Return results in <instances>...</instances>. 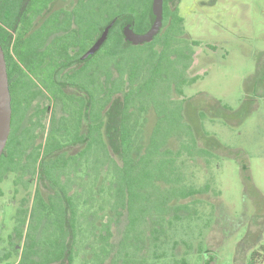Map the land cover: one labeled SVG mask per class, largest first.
Masks as SVG:
<instances>
[{"label": "trees", "instance_id": "16d2710c", "mask_svg": "<svg viewBox=\"0 0 264 264\" xmlns=\"http://www.w3.org/2000/svg\"><path fill=\"white\" fill-rule=\"evenodd\" d=\"M62 1L0 0L12 96L0 197L9 175L15 194L19 187L28 192L6 240L0 227V264L15 256L14 264H190L192 238H202L221 213L211 205L201 225L204 198L222 197L219 158L203 144L209 134H196L184 119V89L202 76V43L187 34L181 0H164L159 34L138 46L123 31L151 29L153 0H72L57 7ZM113 22L101 49L82 61ZM43 63L63 74V94L47 84L59 104L51 115V105H31L28 89V69ZM73 147L79 149L70 154ZM263 262L264 245L248 264Z\"/></svg>", "mask_w": 264, "mask_h": 264}, {"label": "rangeland", "instance_id": "374dc122", "mask_svg": "<svg viewBox=\"0 0 264 264\" xmlns=\"http://www.w3.org/2000/svg\"><path fill=\"white\" fill-rule=\"evenodd\" d=\"M70 1L57 7H69ZM179 10L190 39L202 43L197 48L202 76L184 89V119L196 134L208 132V139L201 143L219 158L217 185L222 193L219 198H204L207 218L201 225L208 221L211 205L221 208V213L208 222V230L203 228L202 238H192L196 250L189 261L248 264L251 254L264 245V0H181ZM14 179L9 175L2 184L4 240L15 225L20 201L28 197L22 187L15 194ZM205 181L204 175L201 183ZM37 185L47 197V186ZM200 243L202 250H197ZM5 245L1 243L2 248ZM183 253L180 247L178 258ZM17 261L15 256L9 263Z\"/></svg>", "mask_w": 264, "mask_h": 264}, {"label": "water", "instance_id": "95a60500", "mask_svg": "<svg viewBox=\"0 0 264 264\" xmlns=\"http://www.w3.org/2000/svg\"><path fill=\"white\" fill-rule=\"evenodd\" d=\"M155 21L151 29L145 34H137L131 25L124 28L125 40L135 46L151 43L159 34L163 26L164 17V0H153L152 4ZM114 22L111 23L101 34L100 38L94 45L82 56L81 60L85 61L94 56L106 42L110 29ZM12 129V96L9 86V77L5 54L0 44V160L6 149Z\"/></svg>", "mask_w": 264, "mask_h": 264}, {"label": "flooded vegetation", "instance_id": "af4514ba", "mask_svg": "<svg viewBox=\"0 0 264 264\" xmlns=\"http://www.w3.org/2000/svg\"><path fill=\"white\" fill-rule=\"evenodd\" d=\"M33 64L35 63L33 62ZM46 65L47 63H43L41 64L42 68L40 69L37 68L38 65H34L30 69H28V89L32 92L31 105H44L46 108L48 105H51L50 107H48V114L51 115L55 109L54 105L59 104L50 98L47 89V84H55L58 92L63 94L64 81L62 72H60L59 70L48 71L45 67ZM58 75H60V78H58Z\"/></svg>", "mask_w": 264, "mask_h": 264}]
</instances>
